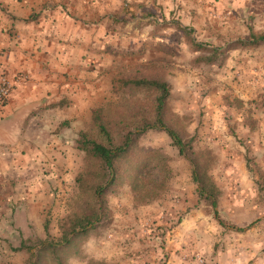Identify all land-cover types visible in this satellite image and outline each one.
Returning a JSON list of instances; mask_svg holds the SVG:
<instances>
[{
  "label": "rangeland",
  "instance_id": "1",
  "mask_svg": "<svg viewBox=\"0 0 264 264\" xmlns=\"http://www.w3.org/2000/svg\"><path fill=\"white\" fill-rule=\"evenodd\" d=\"M103 13L101 32L90 31L94 47L82 57L80 115L46 112L43 132L36 113L0 120L7 123L0 128L3 169L39 173L30 204L23 187L18 205L7 200L8 211H0V264H27L20 244L35 252L43 242L63 247V264H264V44H236L264 33V0H108ZM212 50L220 54L208 63ZM130 78L169 84L166 122L189 144L190 157L163 130H146L118 166L117 181L97 191L99 220L65 247L61 225L80 207L77 178L86 179L77 142L93 132L92 108L108 104L113 132L116 123L120 129L151 116L148 92L114 93ZM190 159L214 185L225 226L197 193ZM133 160L142 161L146 179L164 175V188L135 191Z\"/></svg>",
  "mask_w": 264,
  "mask_h": 264
},
{
  "label": "crops",
  "instance_id": "2",
  "mask_svg": "<svg viewBox=\"0 0 264 264\" xmlns=\"http://www.w3.org/2000/svg\"><path fill=\"white\" fill-rule=\"evenodd\" d=\"M107 1L0 0V71L9 77L12 85L9 98L0 106V120L21 116L24 121L36 113L43 132L49 126L41 118L46 112L52 111L54 115L57 111L61 115L73 110L70 116L80 115V94L87 87L79 80L85 67L82 57L91 44L94 47L90 31L96 34L98 29L101 32L99 21ZM71 73L78 80L72 81ZM6 124H1L0 128ZM37 146L43 144L37 143ZM50 158L44 160L49 164ZM35 161L39 163V159ZM33 162L30 161V166ZM1 163H4L2 158L0 211L3 212L8 211L7 200L18 205L23 187L29 191L26 195L31 196L33 188L37 187L34 181L39 179V173L35 174L36 168L33 171L30 167L24 172L20 169L7 172Z\"/></svg>",
  "mask_w": 264,
  "mask_h": 264
},
{
  "label": "trees",
  "instance_id": "3",
  "mask_svg": "<svg viewBox=\"0 0 264 264\" xmlns=\"http://www.w3.org/2000/svg\"><path fill=\"white\" fill-rule=\"evenodd\" d=\"M184 30V29H183ZM249 42L238 41L236 44L241 46H259L264 44V33L258 37H252ZM199 47L197 44H193ZM212 57L207 59V62H213L220 54L219 50H212ZM135 88L144 90L152 96L151 100V116H140L135 123L125 125L124 128L112 131V125L105 120L106 105L93 107L91 110L90 123L92 133H80L77 142L78 150L83 152L86 157L85 169L86 179L77 178V184L80 187V204L79 209L70 213L64 223L61 225L62 236L60 241L66 243L65 247L70 244L67 239L72 235L83 234L87 227L95 221L99 220V209L97 203V191L101 189L103 184L107 183V188L112 186L117 181L119 175L118 166L127 158L133 151L136 140L145 133L146 130H163L171 139L181 156L190 157L187 153L189 144L183 142L179 134L170 128L166 122L167 101L169 98V84L162 80L155 79H126L119 81L118 86H114V93L118 94L125 88ZM5 102L0 105L3 106ZM193 154V153H192ZM191 154V155H192ZM192 158V157H191ZM192 169V179L198 185L197 193L205 199L208 204L215 210V218L217 215L216 190L214 185L206 179L201 167L190 159ZM130 182L135 191L142 193L149 192L155 185L162 188L165 186L166 178L164 175L159 177L160 182L152 181L149 176L144 173V165L141 160L131 161L130 166ZM92 189V191L90 190ZM82 199V200H81ZM219 220V219H218ZM222 226H225L220 220ZM47 232V222L44 226ZM68 242V243H67ZM34 246H28L24 243L20 244L19 250H27L29 259L27 264H46L51 260L52 264H63V259L58 252L61 248L53 243L43 242L41 247L35 252H31ZM48 252L50 255H43ZM48 256L46 259L45 257Z\"/></svg>",
  "mask_w": 264,
  "mask_h": 264
},
{
  "label": "built area",
  "instance_id": "4",
  "mask_svg": "<svg viewBox=\"0 0 264 264\" xmlns=\"http://www.w3.org/2000/svg\"><path fill=\"white\" fill-rule=\"evenodd\" d=\"M12 90L10 79L7 75L0 71V105L9 98Z\"/></svg>",
  "mask_w": 264,
  "mask_h": 264
}]
</instances>
